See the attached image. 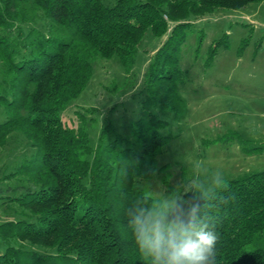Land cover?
<instances>
[{
	"label": "trees",
	"instance_id": "obj_1",
	"mask_svg": "<svg viewBox=\"0 0 264 264\" xmlns=\"http://www.w3.org/2000/svg\"><path fill=\"white\" fill-rule=\"evenodd\" d=\"M262 1L0 0V147L17 135L32 150L1 177L9 185L0 188V264H148L125 210L157 200L140 184L165 172L156 159L173 137L162 117L186 110L179 58L191 19ZM147 31L165 37L144 74L146 115L127 136L108 124L91 147L62 113L91 79L93 60L115 58L129 73ZM188 179L182 173L165 194ZM227 181L234 199L215 210L217 264H264V172Z\"/></svg>",
	"mask_w": 264,
	"mask_h": 264
},
{
	"label": "rangeland",
	"instance_id": "obj_2",
	"mask_svg": "<svg viewBox=\"0 0 264 264\" xmlns=\"http://www.w3.org/2000/svg\"><path fill=\"white\" fill-rule=\"evenodd\" d=\"M164 37L145 33L129 73L115 58L93 60L91 79L62 113V122L73 129L83 127L91 147L99 143L108 124L127 136L130 123L146 115L144 74ZM215 42L220 46L207 64ZM179 67L188 73V81L179 86L186 110L179 119L170 114L162 117L168 122L163 133L173 139L156 159L165 172L141 182L145 193L158 199L167 186L176 188L182 173L191 178L220 170L226 179H233L264 172V151L258 150L264 148V1L192 18ZM31 154L17 135L0 147L1 189L9 185L8 180H1L2 175Z\"/></svg>",
	"mask_w": 264,
	"mask_h": 264
},
{
	"label": "clouds",
	"instance_id": "obj_3",
	"mask_svg": "<svg viewBox=\"0 0 264 264\" xmlns=\"http://www.w3.org/2000/svg\"><path fill=\"white\" fill-rule=\"evenodd\" d=\"M179 186L178 184L176 187ZM183 191L152 201L138 199L125 210L135 244L148 264H217L216 231L228 181L220 170L194 174Z\"/></svg>",
	"mask_w": 264,
	"mask_h": 264
}]
</instances>
